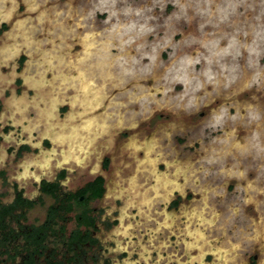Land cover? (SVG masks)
Masks as SVG:
<instances>
[{
  "label": "rangeland",
  "instance_id": "1",
  "mask_svg": "<svg viewBox=\"0 0 264 264\" xmlns=\"http://www.w3.org/2000/svg\"><path fill=\"white\" fill-rule=\"evenodd\" d=\"M249 3L254 10L241 6L237 13L244 15L230 17L245 30L262 8L261 0ZM217 5L224 0H214L213 11ZM99 6V0H0V129L27 131L34 144L49 139L32 162L64 163L71 187L102 175V206L108 214L119 211L115 234L124 239L143 234L142 226L147 235L161 232L159 245L171 246L177 264H264V84L251 82L249 54L241 50L237 78L227 87L221 78L197 91L193 84L185 95L172 82L182 57L207 54L194 39L233 28L206 25L201 32L207 17L194 12V2L190 20L176 18L173 0H117L119 15L107 23L109 12ZM129 7L143 15L125 16ZM117 18L147 20L152 31L131 33L135 41L122 46L111 32ZM145 54H154L155 63ZM203 67L201 61L196 72ZM259 67L264 70V54ZM223 108L228 111L216 122ZM74 112L86 116L89 132L80 131L84 121L76 123ZM185 242L197 246L186 254Z\"/></svg>",
  "mask_w": 264,
  "mask_h": 264
},
{
  "label": "flooded vegetation",
  "instance_id": "2",
  "mask_svg": "<svg viewBox=\"0 0 264 264\" xmlns=\"http://www.w3.org/2000/svg\"><path fill=\"white\" fill-rule=\"evenodd\" d=\"M11 132L7 124L0 129V264H177L167 250L171 246L159 245L158 230L147 235L140 226L143 234L135 231L131 239L115 234L121 215L102 206V175L71 187L64 163L32 162L51 146L49 139L34 144L27 131ZM99 179L102 192L95 196ZM178 204L177 197L170 205Z\"/></svg>",
  "mask_w": 264,
  "mask_h": 264
},
{
  "label": "clouds",
  "instance_id": "3",
  "mask_svg": "<svg viewBox=\"0 0 264 264\" xmlns=\"http://www.w3.org/2000/svg\"><path fill=\"white\" fill-rule=\"evenodd\" d=\"M117 0H99V11H108L109 16L105 21L107 23L113 17H118V12L114 10ZM193 2L195 4L194 12L201 17H207L204 23L200 25L201 32L206 25H211L214 29H219L221 24H228L233 28L231 33L219 31L208 33L209 36L214 38L204 39L193 43H199L200 46L207 53H198L197 56H184L178 62V67L175 68V75L172 76V82L182 84L185 89V95L190 87L194 84V91L200 90L205 84L217 86L220 83L221 78L225 82V87L234 82L237 78L238 65L236 63L237 58L242 55L244 50L249 54L248 65L250 68L255 69L251 82L256 85L264 84V70L259 67V57L264 54V24L259 23L260 17L264 16V0H261V12L254 19L256 24H248V30L241 26H236L237 21H230V17H237L244 15L243 12L237 13V9L241 6H245L246 11L254 10L253 4L249 3V0H224V6L217 5L215 11H213L211 5L214 0H186L185 3H181V0H173V3L178 6L179 13L174 14L177 19L184 17L186 20H190L191 17L187 16L189 7H192ZM203 3V7H201ZM150 11V10H149ZM125 16L135 15L141 17L143 10L132 8L123 9ZM215 18V19H214ZM152 29L147 27V20L144 24H139L137 21H129L127 24H121L117 18L116 23L113 24L111 32L117 34V38L121 39L122 46L124 44H131L135 41L136 37L131 33L137 35L146 32H151ZM251 35V43L243 42L240 37H248ZM124 36H128L127 40H123ZM227 41L224 46H221L222 41ZM168 43V41H166ZM144 58L148 59L150 64L155 63L156 56L145 54ZM230 58V60H229ZM203 61L204 67L200 72H196L195 66ZM133 63L137 61L133 60ZM216 69V70H214ZM127 74H131V69L126 70ZM203 77L201 81L199 77ZM183 99V95L180 96ZM191 103V101H190ZM227 109L223 108L219 115L215 116L216 122H219L224 118L227 113Z\"/></svg>",
  "mask_w": 264,
  "mask_h": 264
},
{
  "label": "snow or ice",
  "instance_id": "4",
  "mask_svg": "<svg viewBox=\"0 0 264 264\" xmlns=\"http://www.w3.org/2000/svg\"><path fill=\"white\" fill-rule=\"evenodd\" d=\"M73 99H75V98H73ZM72 119L74 120V121H76V123H80V121L81 120H83L84 121V123H83V127L82 128H80V131H83V132H89L90 131V124H89V122H88V120L86 119V116L85 115H81V114H79V113H72ZM77 131V129L76 128H73V132H76ZM52 132H53V134L55 135L56 134V131H55V129H52ZM154 175H156L155 173H154ZM157 191H158V189H156ZM194 215H195V213H193ZM189 223H190V221H189ZM188 235L189 236H194V237H197L198 239H204V237H203V234L201 233V232H199V231H196V232H192V231H189L188 232ZM209 243H211V242H209ZM197 245L196 244H189V243H187V242H185V249H186V254H187V251L189 250V249H191V248H193V247H196ZM147 250H145V252H146ZM162 259V258H161ZM171 259V258H170ZM191 259V258H190Z\"/></svg>",
  "mask_w": 264,
  "mask_h": 264
},
{
  "label": "trees",
  "instance_id": "5",
  "mask_svg": "<svg viewBox=\"0 0 264 264\" xmlns=\"http://www.w3.org/2000/svg\"><path fill=\"white\" fill-rule=\"evenodd\" d=\"M101 192H102V189H101V180L99 179L98 180V191L94 195L95 196H99Z\"/></svg>",
  "mask_w": 264,
  "mask_h": 264
},
{
  "label": "bare ground",
  "instance_id": "6",
  "mask_svg": "<svg viewBox=\"0 0 264 264\" xmlns=\"http://www.w3.org/2000/svg\"><path fill=\"white\" fill-rule=\"evenodd\" d=\"M85 92H86V91H83L84 94H87V93H85ZM48 125L50 126L51 124H48Z\"/></svg>",
  "mask_w": 264,
  "mask_h": 264
}]
</instances>
